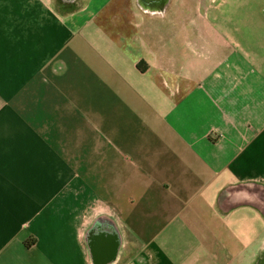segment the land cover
<instances>
[{"label":"crops","instance_id":"crops-1","mask_svg":"<svg viewBox=\"0 0 264 264\" xmlns=\"http://www.w3.org/2000/svg\"><path fill=\"white\" fill-rule=\"evenodd\" d=\"M0 0V264H264V0Z\"/></svg>","mask_w":264,"mask_h":264},{"label":"rangeland","instance_id":"rangeland-1","mask_svg":"<svg viewBox=\"0 0 264 264\" xmlns=\"http://www.w3.org/2000/svg\"><path fill=\"white\" fill-rule=\"evenodd\" d=\"M200 0H168V5L178 10L175 15L176 20H185L186 22H198L199 13L197 6Z\"/></svg>","mask_w":264,"mask_h":264},{"label":"water","instance_id":"water-1","mask_svg":"<svg viewBox=\"0 0 264 264\" xmlns=\"http://www.w3.org/2000/svg\"><path fill=\"white\" fill-rule=\"evenodd\" d=\"M146 3H150V4H160L162 2H164L165 0H144Z\"/></svg>","mask_w":264,"mask_h":264},{"label":"bare ground","instance_id":"bare-ground-1","mask_svg":"<svg viewBox=\"0 0 264 264\" xmlns=\"http://www.w3.org/2000/svg\"><path fill=\"white\" fill-rule=\"evenodd\" d=\"M165 1H166V0H165ZM165 1L162 2V3H160V4H153V5L158 6V5H161V4L165 3Z\"/></svg>","mask_w":264,"mask_h":264}]
</instances>
